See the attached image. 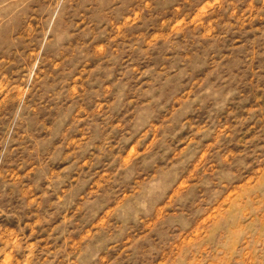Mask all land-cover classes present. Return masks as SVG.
<instances>
[{
  "label": "rangeland",
  "instance_id": "obj_1",
  "mask_svg": "<svg viewBox=\"0 0 264 264\" xmlns=\"http://www.w3.org/2000/svg\"><path fill=\"white\" fill-rule=\"evenodd\" d=\"M0 264H264V0H0Z\"/></svg>",
  "mask_w": 264,
  "mask_h": 264
}]
</instances>
